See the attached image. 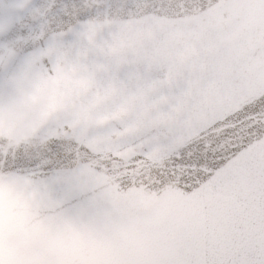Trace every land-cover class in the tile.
Masks as SVG:
<instances>
[{"label":"snow or ice","instance_id":"6c2138e0","mask_svg":"<svg viewBox=\"0 0 264 264\" xmlns=\"http://www.w3.org/2000/svg\"><path fill=\"white\" fill-rule=\"evenodd\" d=\"M105 27L109 55L166 76L103 115L94 109L117 89L98 90L71 125L133 117L87 144L92 175L144 209L141 223L123 217L97 240V264H264V0H144L127 19L88 22L89 40ZM93 86L77 65L63 78L76 101Z\"/></svg>","mask_w":264,"mask_h":264},{"label":"clouds","instance_id":"9594fccd","mask_svg":"<svg viewBox=\"0 0 264 264\" xmlns=\"http://www.w3.org/2000/svg\"><path fill=\"white\" fill-rule=\"evenodd\" d=\"M99 2L89 0V6ZM10 30L8 20L0 17V155L20 149L39 154L54 139L70 134L57 117L76 102L63 91V78L73 65L60 61L48 73L40 62L20 60L16 44L3 39ZM77 155L84 161L73 173L79 186L94 190V204L106 205L94 216L87 209L66 215L47 203L31 177L0 168V264H97L96 242L111 225L123 217L125 228L141 223L144 209L133 211L127 192H113L101 177L93 176L86 151Z\"/></svg>","mask_w":264,"mask_h":264},{"label":"water","instance_id":"95a60500","mask_svg":"<svg viewBox=\"0 0 264 264\" xmlns=\"http://www.w3.org/2000/svg\"><path fill=\"white\" fill-rule=\"evenodd\" d=\"M143 2L100 0L99 4L89 6V0H0V17L11 25L3 39L16 44L20 60L40 62L48 73H53L57 63L64 61L94 75L91 91L57 117L59 122L69 127L67 137L54 139L39 154L20 149L8 156L0 155V168L31 177L45 194L47 203L59 207L66 215L87 209L89 215L94 216L106 206L104 202L93 203L95 192L92 188L79 186L80 181L73 173L83 168L84 161L77 153L86 151L84 159H91L92 155L87 150L90 140L123 130L133 118L113 120L104 125L81 123L71 128L81 106L87 105L98 90L114 87L117 94L94 109V115L107 114L122 103L124 97L166 76L165 68L149 65L132 55L123 59L109 55L106 45L112 41L113 28L105 27L93 40L87 36L88 22L103 17L127 19ZM50 49L53 51L48 54ZM182 86L159 87L150 99L178 95ZM168 107L166 103L161 105L163 110ZM157 134L156 129L142 132L145 136Z\"/></svg>","mask_w":264,"mask_h":264}]
</instances>
